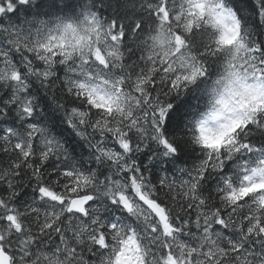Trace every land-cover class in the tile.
I'll use <instances>...</instances> for the list:
<instances>
[{
	"label": "snow or ice",
	"instance_id": "obj_1",
	"mask_svg": "<svg viewBox=\"0 0 264 264\" xmlns=\"http://www.w3.org/2000/svg\"><path fill=\"white\" fill-rule=\"evenodd\" d=\"M0 264H264V0H0Z\"/></svg>",
	"mask_w": 264,
	"mask_h": 264
}]
</instances>
